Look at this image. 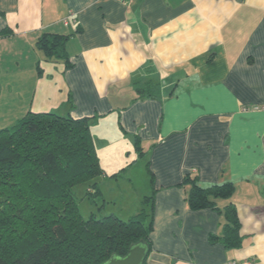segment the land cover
I'll return each instance as SVG.
<instances>
[{
	"label": "crops",
	"instance_id": "obj_1",
	"mask_svg": "<svg viewBox=\"0 0 264 264\" xmlns=\"http://www.w3.org/2000/svg\"><path fill=\"white\" fill-rule=\"evenodd\" d=\"M44 33L68 36L69 67L37 50ZM257 104L264 0H0V129L29 111L116 120L154 192L146 264H264V111L244 110ZM186 175L233 184L215 205L235 206L240 249L212 240L222 213L189 209Z\"/></svg>",
	"mask_w": 264,
	"mask_h": 264
},
{
	"label": "trees",
	"instance_id": "obj_2",
	"mask_svg": "<svg viewBox=\"0 0 264 264\" xmlns=\"http://www.w3.org/2000/svg\"><path fill=\"white\" fill-rule=\"evenodd\" d=\"M68 36L42 34L37 50L47 61H63ZM93 118H72L54 111L27 112L12 126L0 129V264H105L122 258L134 245L151 251L154 192L140 200L128 220L110 215L84 219L78 210L75 188L86 186V196L100 199L97 180L104 175L92 133ZM138 158L144 154L137 142ZM126 168L111 174L117 178ZM186 203L190 210H218L215 201L228 200L232 183L201 186L186 175ZM222 236L213 237L227 250L240 249L243 237L233 204L220 211Z\"/></svg>",
	"mask_w": 264,
	"mask_h": 264
},
{
	"label": "rangeland",
	"instance_id": "obj_3",
	"mask_svg": "<svg viewBox=\"0 0 264 264\" xmlns=\"http://www.w3.org/2000/svg\"><path fill=\"white\" fill-rule=\"evenodd\" d=\"M115 122L114 119L98 122L92 128L97 143L99 163L108 173V177L106 180L99 179L97 186L101 197H99L100 199L96 198L95 203H92L86 196L85 184L76 186L77 206L84 219L90 215L98 217L113 214L121 220H128L137 212L140 200L144 196L150 195V177L145 169L146 160L137 157L133 142L116 128L117 122ZM135 159L136 162L128 170V174L124 175V178L121 177L122 175L117 178L109 177L113 173L114 166L119 162L124 164ZM130 178L132 179L130 180Z\"/></svg>",
	"mask_w": 264,
	"mask_h": 264
},
{
	"label": "water",
	"instance_id": "obj_4",
	"mask_svg": "<svg viewBox=\"0 0 264 264\" xmlns=\"http://www.w3.org/2000/svg\"><path fill=\"white\" fill-rule=\"evenodd\" d=\"M146 254V248L137 244L132 246L124 257H112L105 264H142Z\"/></svg>",
	"mask_w": 264,
	"mask_h": 264
},
{
	"label": "built area",
	"instance_id": "obj_5",
	"mask_svg": "<svg viewBox=\"0 0 264 264\" xmlns=\"http://www.w3.org/2000/svg\"><path fill=\"white\" fill-rule=\"evenodd\" d=\"M68 22L67 19L64 20V23L66 24ZM244 110H250V111H256V112H263L264 111V104H257L250 106L249 109L244 108ZM254 260L252 259H247V260H230L227 261L224 264H254Z\"/></svg>",
	"mask_w": 264,
	"mask_h": 264
}]
</instances>
